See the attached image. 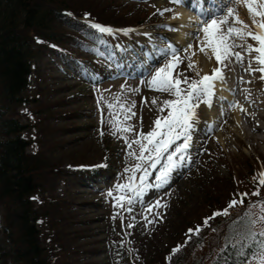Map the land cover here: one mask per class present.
I'll use <instances>...</instances> for the list:
<instances>
[{"label":"rangeland","instance_id":"374dc122","mask_svg":"<svg viewBox=\"0 0 264 264\" xmlns=\"http://www.w3.org/2000/svg\"><path fill=\"white\" fill-rule=\"evenodd\" d=\"M65 1L82 3V0ZM96 1L109 5L104 8L106 16L123 25L107 26L120 37L98 34L93 30L97 29L94 25H105L90 21L89 30L85 27L65 40L60 38L66 43L58 48L61 52L54 54L47 50L39 55L37 69L23 94L24 101L12 111L27 126L25 135L33 142L29 150L50 158L57 169L48 175L45 186L34 196L41 212L45 209L39 223L45 256L51 264H212L227 244L251 241L261 248L264 237L259 232L264 226L257 222L253 227L249 221L258 219L264 202V186L253 179L264 172V132L257 133L252 140L226 127L227 139L221 143L217 136L219 128L209 123L210 107L222 111L228 103L211 97L210 106L199 103L190 132L192 152L185 154L186 150L178 156L186 155L191 160L173 177L156 179L165 168L163 161L168 163L167 156L183 144V137L172 144L155 168L137 159L139 145L128 146L140 132L152 130L158 114L167 115L168 109L158 113L159 103L153 105L151 100L175 99L147 83L158 68L172 61L173 50L183 61L173 70V76L183 73L190 81H198L206 74L195 62L197 56H204L199 51L204 22L199 30L190 33L187 44L171 48L178 27L171 22L180 10V3L185 1L190 11H194L197 3H190L193 0ZM235 1L225 4L221 16L203 15L204 18L219 19L227 8H236L239 19L252 25L244 0L240 9L233 5ZM223 27L226 30L228 25ZM75 44L84 46L77 48ZM235 51L250 57L242 48ZM69 53L77 58L69 57ZM207 60L212 70L221 67L214 56ZM189 62L194 64L192 69L188 68ZM225 62L230 69L236 63L244 69L241 77L248 75L254 80L243 87L254 88L264 105L261 73L247 71L249 63L244 60L238 63L232 58ZM180 86L187 88L184 84ZM116 97L124 104L135 102L131 109L135 116L124 121L121 114L119 119L131 125L132 130L113 135L115 129L108 105ZM145 99L148 104L144 103ZM231 104L228 107L234 108V102ZM256 122L264 126V120ZM121 137H127V141ZM148 154L145 152V156ZM138 163L149 172L143 184L139 181L143 170H135ZM130 177L135 179L130 181ZM130 182L140 191L117 190V185ZM253 192L260 194L254 196ZM243 193L248 194L244 202L229 208V203L239 201ZM116 197H123L119 201L121 206H117ZM128 200L132 202L129 204ZM226 208L227 216L208 219ZM197 227L198 234L189 232ZM178 247L180 250L174 252ZM245 264H254L253 257Z\"/></svg>","mask_w":264,"mask_h":264},{"label":"trees","instance_id":"16d2710c","mask_svg":"<svg viewBox=\"0 0 264 264\" xmlns=\"http://www.w3.org/2000/svg\"><path fill=\"white\" fill-rule=\"evenodd\" d=\"M75 4L65 0H0V264H51L39 227L45 209L41 212L34 196L57 169L50 158L29 150L33 142L25 135L27 126L12 113L24 101L37 58L47 50L61 52L58 48L66 43L60 38L65 40L85 27L89 30L90 21L123 26L106 16L104 8L109 5L96 0ZM68 56L77 58L74 53ZM258 247L251 241L227 244L212 264H245L260 251Z\"/></svg>","mask_w":264,"mask_h":264},{"label":"snow or ice","instance_id":"6c2138e0","mask_svg":"<svg viewBox=\"0 0 264 264\" xmlns=\"http://www.w3.org/2000/svg\"><path fill=\"white\" fill-rule=\"evenodd\" d=\"M244 3L253 20L252 26H249L239 19L238 10L236 8H227V12L224 16L219 19L211 18L202 24L200 31L203 32L204 35L200 40L199 51L204 54L206 58L211 59L212 56L208 55V49H210L212 55L215 56L217 64L226 67L227 65L224 62L232 58L238 63H243V54L235 51L236 48H242L251 57L247 71L250 73H261L260 79L264 80V0H244ZM165 11L169 10L165 9ZM225 24L228 25L226 30L223 27ZM237 25H239V27ZM94 27L99 28L100 31H111L99 25H94ZM253 28L255 31L252 30ZM249 39L255 41V45L247 43ZM237 41H239V43H237ZM188 48L191 49L192 45L190 44ZM192 54L195 55V52ZM182 62L180 57L175 54V50H173L172 61L158 68L156 73L152 76V79L147 82L150 88L161 93H166L175 99H165L162 101H157L156 99L151 100L150 103L153 105L159 103L158 113H163L168 109L167 115L161 116L158 114L157 119L153 121L154 127L152 130L147 133L140 132L138 138L128 144L129 148H131L132 143L139 145L140 155L137 159L143 164H147L148 167L155 168L163 154L168 152L172 144L183 137V144L178 145L174 152L167 156L168 165L165 166L162 174L156 177L157 180H164L167 178L168 172L171 167L174 166L173 157L180 156V154L186 151L190 146V132L194 127L196 108L199 106L200 102H204L210 106L211 101L208 98L214 94L215 82L218 80L224 81L225 79L222 67L213 69L210 75L205 74L198 81H190L183 73H177L173 76V70ZM253 62H255L258 67L253 68ZM193 67L194 64L189 62L188 68L192 69ZM197 75H199V73H197ZM181 84L187 85V88H182L180 86ZM144 103L148 104L149 101L145 99ZM108 107L112 115L111 124L113 129H115L113 135L117 132L132 130L131 125L124 124L119 117L123 114L124 121H126L130 119L131 116H135V112L131 111V109L135 107V102L131 105L124 104L121 103L119 97H116L112 103H109ZM121 138L127 141V137ZM145 152L149 154L145 156ZM129 154L135 155V153L132 152ZM142 163H138L135 170H141ZM142 170L144 175L139 177L140 184H143L145 177L149 175L147 168H143ZM134 179V177L129 178L130 181ZM253 179L254 181L258 179L259 185L264 186V172H261L258 178L254 177ZM116 187L117 190L120 191L125 189L128 191H140L139 187L137 186L134 188L131 182L125 185H117ZM259 194V192L252 193L254 196H258ZM109 195H112V193H109ZM247 195V193H243L239 201L232 200L229 203V208L235 207L237 203L242 204L244 202L243 198ZM116 199L118 201L117 206H121L119 201L122 200L123 197H116ZM131 202V200H128L129 204ZM253 207H255V205H253ZM260 208L261 215L258 219L249 221V224L253 227L257 222L264 226V202H261ZM228 214V209L226 208L222 212L214 213L213 216L208 219H214L219 215L227 216ZM208 219L204 221L205 226L208 225ZM193 231L198 234L200 228L197 227L195 230L189 229L190 233ZM259 235L264 237V230L260 231ZM260 243V252L253 253L254 264H264V240H261ZM179 250L178 247L173 251L177 252Z\"/></svg>","mask_w":264,"mask_h":264},{"label":"bare ground","instance_id":"6f19581e","mask_svg":"<svg viewBox=\"0 0 264 264\" xmlns=\"http://www.w3.org/2000/svg\"><path fill=\"white\" fill-rule=\"evenodd\" d=\"M196 1H197L196 2L197 10L195 9L194 11L188 10L187 3L183 1V3L186 4L187 6L185 7L183 3H180L179 6L180 10L177 11L176 14L172 17L173 21L171 23L175 22L176 24H178V27H177V32L175 33V38L171 41V48H175V46H178L180 44L183 45L187 44L186 42L191 37L190 33L194 30H199L200 24L206 21V18H204L203 16L206 14V9H210L212 10L213 13H216L212 15V17L221 16V14H223L224 12L223 10L226 9L225 8L226 5L224 6V4L216 8L217 4L210 2L208 0H196ZM215 1L218 2L219 0H215ZM238 1H242V2L238 4ZM229 2L231 3V1ZM206 3L209 5H207ZM242 4H243V0H236L233 5L235 6L237 5L238 9H240ZM216 9L217 11H215ZM207 17L210 18L211 16L210 17L207 16ZM237 43H239V41H237ZM247 43L255 45L256 42L249 39ZM208 55L211 56L212 52H208ZM250 59L251 57H244V61L248 63ZM195 62L197 65H201L200 67L204 69L206 74L211 72L212 67L208 62L207 58L205 57V55L197 56ZM224 63L226 64V62ZM254 64L255 62L252 63V65ZM222 68H223L224 76L227 78L224 79V81L218 80L215 82L214 95L217 94V98L220 102L228 103L227 104L228 106L232 105L231 102H234L235 106L234 108L225 106L226 107L225 110L222 111H217L216 108L210 107L209 123L211 126L217 129L219 128L217 136H218V140L221 141V143L225 142L227 139L224 136L226 132V127H228L233 132L239 134L242 137L243 135H245L246 137H249L250 139L252 138V140H254V138H256L255 136L257 133L259 134V132L261 131L264 132V126H260V124L256 122L257 119L258 121L259 119H262V121L264 120V105L262 100L258 99V93L255 91L254 88L250 86L243 87L244 83L247 82L249 84H252L254 83V80L248 75L245 77H241L240 75L243 73L244 69L238 66L236 63L235 65H232L231 69L229 68L228 65L226 67L223 66ZM252 73L255 74L257 72H252ZM233 83H235L234 88L232 87ZM255 112L257 113L255 114ZM225 123H227V125ZM246 128L248 130H246ZM240 139L238 141L241 143ZM192 143H193L192 141L189 142L190 146L187 148L188 151L185 154H187L188 152L189 153L192 152L191 149ZM185 156L184 158L174 156V158L176 157L178 158V161H175L173 158L174 166L171 167L170 171L168 172L167 178L173 177L175 172H177L181 167L187 165L190 162L191 159ZM162 165L167 166L168 163L163 161Z\"/></svg>","mask_w":264,"mask_h":264}]
</instances>
